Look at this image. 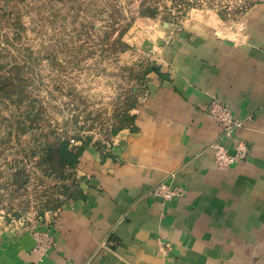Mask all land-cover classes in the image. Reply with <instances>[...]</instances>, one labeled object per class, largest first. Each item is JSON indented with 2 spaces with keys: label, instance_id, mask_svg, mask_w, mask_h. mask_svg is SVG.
<instances>
[{
  "label": "crops",
  "instance_id": "crops-1",
  "mask_svg": "<svg viewBox=\"0 0 264 264\" xmlns=\"http://www.w3.org/2000/svg\"><path fill=\"white\" fill-rule=\"evenodd\" d=\"M214 98L242 121L220 144L249 152L227 167L211 146L222 131L206 112ZM133 115L105 150L79 157L83 196L44 216L54 247L0 231V264H264V2L234 33L176 32ZM160 183L182 196H155Z\"/></svg>",
  "mask_w": 264,
  "mask_h": 264
},
{
  "label": "rangeland",
  "instance_id": "rangeland-1",
  "mask_svg": "<svg viewBox=\"0 0 264 264\" xmlns=\"http://www.w3.org/2000/svg\"><path fill=\"white\" fill-rule=\"evenodd\" d=\"M262 2L0 0V231L25 229L67 196L75 181L52 169L51 145L105 150L176 32L234 33Z\"/></svg>",
  "mask_w": 264,
  "mask_h": 264
},
{
  "label": "built area",
  "instance_id": "built-area-1",
  "mask_svg": "<svg viewBox=\"0 0 264 264\" xmlns=\"http://www.w3.org/2000/svg\"><path fill=\"white\" fill-rule=\"evenodd\" d=\"M206 112L213 117L222 128L218 139L211 144L215 151L214 159L217 166L227 167L236 160L246 159L249 152L244 142H236L234 154H229L226 148L220 144L221 139L229 137L236 128L241 126L242 121L234 119L230 107L215 98L208 104ZM152 194L164 197L165 199H171L173 197L182 196L183 191L180 188H172L165 183H160L153 188ZM48 224V219L44 217L35 223L29 224L25 228L33 235L36 241L35 250L40 253L51 250L55 245L54 236L50 232ZM111 245L114 244L111 243L110 240L102 242V246Z\"/></svg>",
  "mask_w": 264,
  "mask_h": 264
},
{
  "label": "trees",
  "instance_id": "trees-1",
  "mask_svg": "<svg viewBox=\"0 0 264 264\" xmlns=\"http://www.w3.org/2000/svg\"><path fill=\"white\" fill-rule=\"evenodd\" d=\"M129 118L130 123H128L126 127L131 126L132 122L134 121V115H131ZM126 127H121L115 130L113 132V136H115L120 130ZM86 148V144H82L77 148H71V144L67 140H59L54 142L53 145H51L49 162L52 164V169L58 172L60 178L70 176V178L75 181V184H65L66 187L64 194L67 193V196L59 199L56 202V205H54L53 207L54 210L70 200H75L78 197L83 196L82 190L79 185L80 179H75L73 171L75 169L76 164L78 163L79 157Z\"/></svg>",
  "mask_w": 264,
  "mask_h": 264
}]
</instances>
